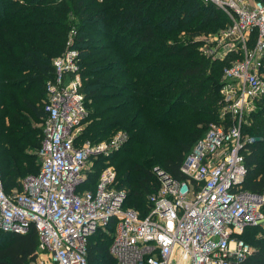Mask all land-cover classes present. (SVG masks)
<instances>
[{
    "label": "trees",
    "instance_id": "16d2710c",
    "mask_svg": "<svg viewBox=\"0 0 264 264\" xmlns=\"http://www.w3.org/2000/svg\"><path fill=\"white\" fill-rule=\"evenodd\" d=\"M227 25L224 12L202 0H0L3 189L19 191L21 179L39 171L45 83L54 78L52 59L65 50L73 29L71 46L87 107L77 141L107 140L119 130L126 134L119 149L92 160L80 189L94 190L108 162L116 171L113 186L125 190L123 206L146 215L148 196L160 184L155 169L184 179L179 168L185 153L223 121L226 62L200 47L202 36L217 35ZM260 69L264 74V60ZM254 103L243 129L253 142L241 186L263 193L264 95ZM115 223L112 218L89 236L88 264H117L109 251ZM246 229L249 235L257 230ZM253 245L242 264H264V236ZM36 256L32 227L25 233L0 230V264H32Z\"/></svg>",
    "mask_w": 264,
    "mask_h": 264
},
{
    "label": "built area",
    "instance_id": "2783aa9c",
    "mask_svg": "<svg viewBox=\"0 0 264 264\" xmlns=\"http://www.w3.org/2000/svg\"><path fill=\"white\" fill-rule=\"evenodd\" d=\"M202 1L228 18L217 35L202 37V53L218 60L236 57L222 67L223 121L185 153L179 168L184 179L158 170L160 184L148 196L151 207L144 216L123 206L125 190L113 186L116 171L108 162L94 190L80 189L92 160L119 149L126 134L119 130L107 140L77 141L87 107L70 29L65 50L52 59L55 76L45 83L39 171L10 192L3 189L0 172V230L34 229L32 264H88L89 236L112 218L109 251L117 264H242L253 252L241 235L249 226L264 230V192L241 186L253 142L243 126L264 95V0Z\"/></svg>",
    "mask_w": 264,
    "mask_h": 264
},
{
    "label": "rangeland",
    "instance_id": "374dc122",
    "mask_svg": "<svg viewBox=\"0 0 264 264\" xmlns=\"http://www.w3.org/2000/svg\"><path fill=\"white\" fill-rule=\"evenodd\" d=\"M203 37V36H202ZM234 58H236L234 55H228V58L227 59H229V60H231V59H234ZM227 59H225V62H227ZM69 77V76H68ZM81 84H82V81H81ZM43 88H44V85L40 88V90H43ZM246 113H247V111H246ZM219 115H220V113H219ZM34 121V120H33ZM243 129H244V126H243ZM207 131V130H206ZM205 131V132H206ZM250 135V134H249ZM36 150L37 149H34V150H32L33 152L35 151L36 152ZM38 151V150H37ZM38 155V154H37ZM37 162H38V164H39V167H40V163H41V160H40V158H39V156H37ZM158 170H160V169H155V173H157L158 172ZM264 213V212H263ZM250 227H253V228H257V230L256 231H254L253 233H251L250 235H251V237H250V235L248 234V232H247V229L246 228H249V227H246L245 229H246V231L244 230V232L242 233V235H241V237L243 238V239H245V238H247V242L248 243H250L253 247H254V245L253 244H255L256 242H257V240H260L263 236H264V230L263 229H259L258 227H254V226H250ZM244 234H246V235H244ZM249 238H251V240L249 239ZM250 240V242H249V240Z\"/></svg>",
    "mask_w": 264,
    "mask_h": 264
},
{
    "label": "water",
    "instance_id": "95a60500",
    "mask_svg": "<svg viewBox=\"0 0 264 264\" xmlns=\"http://www.w3.org/2000/svg\"><path fill=\"white\" fill-rule=\"evenodd\" d=\"M158 168H156V170H157Z\"/></svg>",
    "mask_w": 264,
    "mask_h": 264
}]
</instances>
